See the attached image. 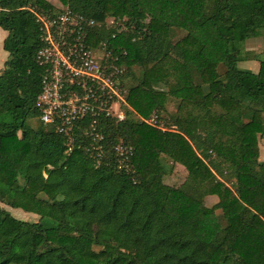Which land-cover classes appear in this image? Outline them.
I'll return each mask as SVG.
<instances>
[{
  "label": "trees",
  "instance_id": "16d2710c",
  "mask_svg": "<svg viewBox=\"0 0 264 264\" xmlns=\"http://www.w3.org/2000/svg\"><path fill=\"white\" fill-rule=\"evenodd\" d=\"M57 1L92 20L87 45L135 79L124 101L140 120L128 110L99 118L101 158L85 150L86 120L65 153V137L38 119L41 42L29 11L59 10L0 0V203L37 216L0 208V264H264V48L241 52L264 41V0ZM173 30L183 32L174 43ZM246 60L256 73L238 68ZM150 117L155 126L142 121ZM119 141L131 148L127 171L115 165ZM176 165L183 180L164 184Z\"/></svg>",
  "mask_w": 264,
  "mask_h": 264
},
{
  "label": "built area",
  "instance_id": "2783aa9c",
  "mask_svg": "<svg viewBox=\"0 0 264 264\" xmlns=\"http://www.w3.org/2000/svg\"><path fill=\"white\" fill-rule=\"evenodd\" d=\"M29 11L38 25L41 42L35 54L37 64L42 67L40 90L35 98L38 119L65 137V153L73 149L77 140L73 132L87 120L86 129H81L82 135L89 139L85 150L101 158L104 137L97 131V120L123 119L119 109L121 104L126 106L124 69L103 48L87 45L88 30L94 26L92 20L66 8L56 14L38 9ZM110 23H114L112 19L105 21L106 25ZM116 26V33L125 30L121 24ZM142 121L150 126L155 123L153 117ZM112 151L116 168L127 171L131 148L119 141Z\"/></svg>",
  "mask_w": 264,
  "mask_h": 264
},
{
  "label": "rangeland",
  "instance_id": "374dc122",
  "mask_svg": "<svg viewBox=\"0 0 264 264\" xmlns=\"http://www.w3.org/2000/svg\"><path fill=\"white\" fill-rule=\"evenodd\" d=\"M49 1V3L58 11L60 10L62 7L59 4V2L57 0H47ZM183 35V32L178 31V30H173L172 34H171V42L174 43V41H176L179 37H181ZM264 48V41L262 38H250L248 40H246L241 47V52L242 54L244 53H250L253 56H260L261 52L263 51ZM3 51L0 49V53H2ZM95 55V54H94ZM2 59L0 58V61ZM253 65L254 67L257 66V62L255 61H243L237 64L238 67L242 68H246V69H253ZM223 68H221L220 66H218L217 71L218 72H222ZM134 75H138V69H133ZM123 80V86H124V90L127 93V89L131 86H133L135 84V79H126L125 77L122 78ZM127 80V81H126ZM154 90L156 91H165V87L160 85L157 87H154ZM168 109V108H167ZM128 110L131 113H133L130 108H128L127 106H124L123 104L120 105V109L119 111L122 112L124 114V111ZM134 114V113H133ZM169 112H162L161 113V118L164 119V121H167L168 117H169ZM134 117V118H133ZM132 117V120H140L135 114ZM163 124V120L160 121ZM31 126L35 127L36 125V121H31ZM153 125L155 126V123H153ZM160 127V126H159ZM175 168V167H174ZM176 173L174 175H171L170 177L167 178H163L162 182L166 185L169 186H177L181 183V181L183 180L182 178V174H183V168L180 167H176ZM209 201L206 202L207 205H209ZM0 208H2L3 210L7 211L13 218L17 219V220H22V221H27V222H35L37 220V216H34L32 214H28L25 213L19 209H11L3 204L0 203Z\"/></svg>",
  "mask_w": 264,
  "mask_h": 264
},
{
  "label": "crops",
  "instance_id": "0c3cea01",
  "mask_svg": "<svg viewBox=\"0 0 264 264\" xmlns=\"http://www.w3.org/2000/svg\"><path fill=\"white\" fill-rule=\"evenodd\" d=\"M47 1V0H46ZM47 2H49V1H47ZM5 36H6V33L5 32H3V31H1L0 30V49L2 50V41H3V39L5 38ZM3 51V50H2ZM0 58L2 59L1 61H0V71L2 70V68H3V63H4V61L6 60V58H7V53L6 52H2V53H0ZM238 68H240V67H238ZM241 69V68H240ZM242 69H245V70H249V71H251L252 73H256L257 72V69H258V65L257 66H255L254 67V65H253V69H246V68H242ZM257 161L258 162H261V163H263L264 162V134L261 136V137H259L258 139H257ZM176 167H180V168H182L181 166H179V165H176L175 166V168L173 169V172H172V175H174L175 173H176ZM170 177V176H169ZM204 201H205V204H206V202L207 201H209L210 203H209V205H207V206H210V205H213V204H215L216 203V201H217V199H216V197H214V196H207L205 199H204Z\"/></svg>",
  "mask_w": 264,
  "mask_h": 264
}]
</instances>
